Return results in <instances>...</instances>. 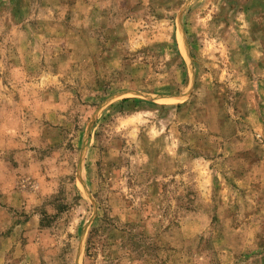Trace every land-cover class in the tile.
I'll list each match as a JSON object with an SVG mask.
<instances>
[{
  "label": "rangeland",
  "instance_id": "obj_1",
  "mask_svg": "<svg viewBox=\"0 0 264 264\" xmlns=\"http://www.w3.org/2000/svg\"><path fill=\"white\" fill-rule=\"evenodd\" d=\"M0 264H264V0H0Z\"/></svg>",
  "mask_w": 264,
  "mask_h": 264
}]
</instances>
